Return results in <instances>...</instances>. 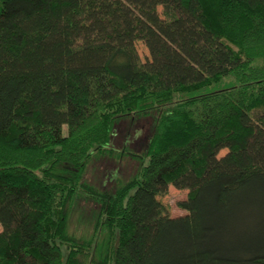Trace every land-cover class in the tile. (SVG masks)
<instances>
[{
    "label": "trees",
    "instance_id": "obj_1",
    "mask_svg": "<svg viewBox=\"0 0 264 264\" xmlns=\"http://www.w3.org/2000/svg\"><path fill=\"white\" fill-rule=\"evenodd\" d=\"M0 5V264H264V0ZM126 119L152 121L141 166L102 189Z\"/></svg>",
    "mask_w": 264,
    "mask_h": 264
},
{
    "label": "rangeland",
    "instance_id": "obj_2",
    "mask_svg": "<svg viewBox=\"0 0 264 264\" xmlns=\"http://www.w3.org/2000/svg\"><path fill=\"white\" fill-rule=\"evenodd\" d=\"M159 12L162 14L161 8ZM137 47L142 59L149 60L150 53L145 42H137ZM132 126L136 128L133 131L130 130ZM151 126L152 121L145 119L138 122L137 119L120 121L112 141L114 153L105 157L95 154L89 163L86 179L95 186L110 190L130 180L141 166L138 156L146 149ZM187 197L188 190L171 186L168 194L161 196L160 200L170 216L178 217L188 213L179 206V203ZM74 206L70 223L71 231L81 237H90L94 232L98 205L83 197L77 199Z\"/></svg>",
    "mask_w": 264,
    "mask_h": 264
},
{
    "label": "clouds",
    "instance_id": "obj_3",
    "mask_svg": "<svg viewBox=\"0 0 264 264\" xmlns=\"http://www.w3.org/2000/svg\"><path fill=\"white\" fill-rule=\"evenodd\" d=\"M227 151H228L227 149H223V150L219 153L217 159H219L220 157L224 156V155L227 153Z\"/></svg>",
    "mask_w": 264,
    "mask_h": 264
}]
</instances>
